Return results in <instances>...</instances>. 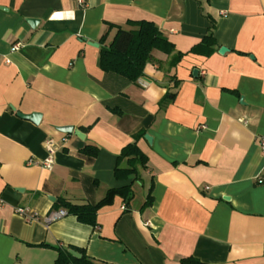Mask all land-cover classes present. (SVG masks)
I'll use <instances>...</instances> for the list:
<instances>
[{"label":"crops","instance_id":"crops-1","mask_svg":"<svg viewBox=\"0 0 264 264\" xmlns=\"http://www.w3.org/2000/svg\"><path fill=\"white\" fill-rule=\"evenodd\" d=\"M140 21L175 52L154 50L129 83L101 70L100 39L108 24L131 31ZM213 26L215 53L188 54ZM176 54L185 56L174 67ZM39 114L38 123L24 118ZM66 126L85 139L57 130ZM141 134L149 162L128 207L116 197L96 227L70 215L45 222L63 210L59 199L96 204L129 185L132 177H115L117 160ZM48 139L53 170L29 165L49 157ZM261 139L264 0H0V264H54L51 247L79 248L96 264H264ZM19 207L39 220L27 222Z\"/></svg>","mask_w":264,"mask_h":264},{"label":"trees","instance_id":"trees-1","mask_svg":"<svg viewBox=\"0 0 264 264\" xmlns=\"http://www.w3.org/2000/svg\"><path fill=\"white\" fill-rule=\"evenodd\" d=\"M128 26L136 28L135 30L127 31L120 26L108 24L109 30L100 39V58L99 64L102 71L106 74H112L125 79L129 83L137 82L144 74L147 63L152 59L154 50L160 51L166 55H174L175 46L162 34L160 29L153 23L147 21L129 22ZM117 29V33L113 41L106 45L109 33L111 30ZM214 26L210 29L202 42L191 49L188 54L211 57L217 47V41L213 34ZM185 54H176L173 59V66L180 63ZM169 97L161 102V107H165L172 102ZM116 113V110H113ZM141 135L134 137V141L123 148V152L118 157L117 166L115 169V177L120 181H128L132 177V182L129 185L117 189H110L106 196L96 204L75 205L70 204L64 199H59L55 207L63 209L67 215L76 217L81 224L92 227L97 226L98 211L107 206H112L116 197L123 199L128 207L134 199L133 185L141 182L140 169L145 170L148 165L147 156L139 149L138 141ZM82 153L88 157H96L99 153L98 149L86 147ZM126 160L127 167L123 168L122 163ZM153 204L152 188L147 196L144 208L150 207ZM58 253V257L54 264H96L91 260L86 253L75 247L69 250L58 249L51 247ZM77 252L82 257L75 258L70 252ZM182 264H203L196 258H188L182 260Z\"/></svg>","mask_w":264,"mask_h":264},{"label":"built area","instance_id":"built-area-1","mask_svg":"<svg viewBox=\"0 0 264 264\" xmlns=\"http://www.w3.org/2000/svg\"><path fill=\"white\" fill-rule=\"evenodd\" d=\"M79 3L81 5L85 4V0H79ZM22 44L21 43H17L13 46V52L18 51L21 48ZM261 143V147L264 149V139H261L260 141ZM46 144V148L49 152V157L42 162H37V161H29V165H33V166H40L41 168H45L47 170H53L54 167V154L57 150V144L55 143V140L53 139H48ZM258 182L260 184H264V178H259ZM2 202L0 201V206H1ZM16 213L23 217L27 222H33V221H37L39 220L38 214L35 213V211L26 208V207H19L16 210ZM67 216V212L65 210H60L58 212H55L53 214H51L50 216L46 217L44 220L47 224H51L53 222H58V220H60L61 218Z\"/></svg>","mask_w":264,"mask_h":264},{"label":"water","instance_id":"water-1","mask_svg":"<svg viewBox=\"0 0 264 264\" xmlns=\"http://www.w3.org/2000/svg\"><path fill=\"white\" fill-rule=\"evenodd\" d=\"M36 23H37V20L35 19V20H29V24L31 25V26H33L34 24L36 25ZM97 47H98V44H95ZM220 54H225L226 52H228V49L227 48H225V47H222L221 49H220ZM197 73V72H196ZM195 73V76L197 75ZM40 114L39 115H31V116H24V118L25 119H27V120H30V121H32V122H35V123H38L39 122V120H40ZM57 130L59 131V132H61V133H63V134H67V135H69V134H74L76 137H78L79 139H82V140H84L85 139V134H83L80 130H75L73 127H71V126H66V127H59V128H57ZM146 138V140L149 142V143H151L152 142V138H151V136H149V135H147V137H145ZM225 201H230V199L229 198H225ZM75 258H77V259H80L82 256L79 254V253H77V252H73V251H71L70 252Z\"/></svg>","mask_w":264,"mask_h":264}]
</instances>
